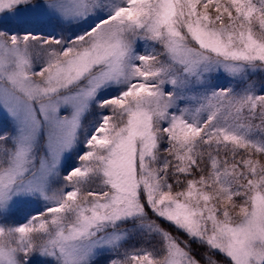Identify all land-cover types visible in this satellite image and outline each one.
<instances>
[{
    "label": "snow or ice",
    "instance_id": "obj_1",
    "mask_svg": "<svg viewBox=\"0 0 264 264\" xmlns=\"http://www.w3.org/2000/svg\"><path fill=\"white\" fill-rule=\"evenodd\" d=\"M257 75L264 0H0V264H264Z\"/></svg>",
    "mask_w": 264,
    "mask_h": 264
},
{
    "label": "rangeland",
    "instance_id": "obj_2",
    "mask_svg": "<svg viewBox=\"0 0 264 264\" xmlns=\"http://www.w3.org/2000/svg\"><path fill=\"white\" fill-rule=\"evenodd\" d=\"M23 27L32 31L43 32L44 34H48L49 32L58 34L61 31L59 26H54L41 20L30 21L28 23H25ZM252 79L255 80L259 85L262 81H264V75H257L252 77ZM219 82L225 86H227V84L229 83V81L224 77H221ZM2 122H3V115L0 114V123ZM32 207L34 210L36 207H39V205H34Z\"/></svg>",
    "mask_w": 264,
    "mask_h": 264
},
{
    "label": "trees",
    "instance_id": "obj_3",
    "mask_svg": "<svg viewBox=\"0 0 264 264\" xmlns=\"http://www.w3.org/2000/svg\"><path fill=\"white\" fill-rule=\"evenodd\" d=\"M193 247H194V248H197V245L194 244ZM200 251H203V250L201 249Z\"/></svg>",
    "mask_w": 264,
    "mask_h": 264
}]
</instances>
